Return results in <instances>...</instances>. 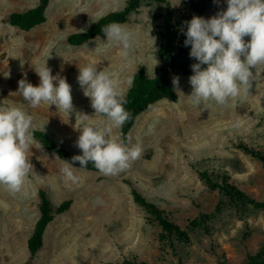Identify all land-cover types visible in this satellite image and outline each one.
I'll return each instance as SVG.
<instances>
[{"label": "rangeland", "instance_id": "1", "mask_svg": "<svg viewBox=\"0 0 264 264\" xmlns=\"http://www.w3.org/2000/svg\"><path fill=\"white\" fill-rule=\"evenodd\" d=\"M183 1H144L132 12L121 23L134 35L129 56L123 58L104 36L82 45H72L68 38L122 10L128 0H51L46 20L27 31L11 25L8 17L39 0H0V105L24 107L33 115L36 129L82 154L76 146L79 113L89 115V123L99 124L104 117L94 113L84 95L77 81L78 67L92 63L98 70L110 71L118 77L125 97L131 87L125 81L139 69L158 74L159 30L168 9L174 10L176 22L184 16ZM226 7L224 0H213L205 18ZM45 60L52 75L71 85L74 112L69 115L46 103L32 108L17 93L21 79L38 85L35 68ZM192 74L172 73L171 83L179 77L178 99H162L137 117L129 140L140 138L144 150L116 175L73 165L80 180L75 185L66 182L60 171L63 160L34 139L28 154L33 171L21 192L11 194L0 186V264H122L127 259L146 264H249V255L264 249V209L232 204L199 172L226 176L250 197L264 199V162L240 147L264 149V67L256 69L249 92L225 105L211 102L203 111L187 97ZM121 129L114 128L113 135L123 139ZM133 189L189 231L190 241L165 235L135 202ZM40 190L47 191L55 211L66 200L72 204L55 213L43 247L31 258L28 240L41 215ZM98 198L102 204L96 203ZM202 214L212 215L210 233L191 227V221Z\"/></svg>", "mask_w": 264, "mask_h": 264}, {"label": "clouds", "instance_id": "2", "mask_svg": "<svg viewBox=\"0 0 264 264\" xmlns=\"http://www.w3.org/2000/svg\"><path fill=\"white\" fill-rule=\"evenodd\" d=\"M224 3L225 10L209 18L194 15L184 22L186 30L182 29L184 46H190L189 57L196 61L190 65L192 91L187 97L202 111L211 102L225 105L242 92H249L256 69L264 67V0H224ZM102 32L110 46L119 48L123 58L129 56L134 35L126 26L110 23ZM78 68L77 81L84 95L90 99L94 113L104 119L99 124L89 123L90 116L79 113L80 135L76 146L82 154L74 155L71 162L63 160L60 169L65 181L73 185L80 180L77 167L73 166L75 162L79 168H87L91 163L103 175L112 176L128 169L144 150L140 138L132 142L113 135V129L121 128L130 118L118 77L108 70H98L92 63ZM35 71L38 85L21 79L17 93L32 108L46 103L68 115L73 113L71 85L66 79L52 75L46 60ZM125 83L131 86L133 77H128ZM172 84L177 93H182L178 76L173 77ZM33 121V115L22 106L0 105V186L11 194L21 192L33 171L28 155L35 139ZM96 203L103 202L98 198Z\"/></svg>", "mask_w": 264, "mask_h": 264}, {"label": "trees", "instance_id": "3", "mask_svg": "<svg viewBox=\"0 0 264 264\" xmlns=\"http://www.w3.org/2000/svg\"><path fill=\"white\" fill-rule=\"evenodd\" d=\"M144 1L166 2V0H128L126 6L119 11L111 12L101 17L88 30L83 32L73 33L69 36L68 41L72 45H82L99 36H104L102 29L110 23H124L128 20L132 12L137 10ZM213 0H185L183 1V8L185 10L184 16L175 21V14L173 9H168L164 24L159 30V37L161 40L160 54L162 57V64L159 72L155 76L148 74L145 68L139 69L133 76V83L125 95V108L130 113V118L122 126L123 139L129 140V133L133 128L137 117L146 109L153 106L156 102L162 99H170L176 101L178 93L174 90L171 83V74L179 72L184 75L192 73L190 65L196 61L189 57L190 46H184L185 36L182 34V29L186 30V21L196 16H203L205 18L206 11L209 9ZM51 0H39L38 4L24 12H14L9 15L8 21L11 25L20 28L21 30H31L37 25L46 20V12ZM35 139L47 149L54 152L62 160L71 162L74 155H81V153H74L64 146L57 143L46 131L36 129ZM240 147L264 162V149L257 150L252 147L240 145ZM73 165L80 166L78 162ZM89 170H97L89 163L87 168ZM200 177L211 187L219 189L234 205L252 204L256 208L264 209V199L262 201L250 197L237 184L231 182L226 176H215L208 171H200ZM40 218L38 219L32 235L28 240V249L33 258L37 252L44 245V236L48 225L53 221L55 213L60 214L67 211L72 200L64 201L55 211L52 201L45 190H40ZM133 196L135 202L144 207L151 219L158 222L162 227L165 235L169 237H176L179 241L187 243L190 241L189 231L183 229L179 224L174 222L166 211L161 209L154 202L146 198L141 192L133 189ZM212 215L202 214L200 217L191 221L192 229L200 228L207 233L211 232L210 219ZM122 264H146L137 260H125ZM180 264H183L180 262ZM249 264H264V249L255 254L249 255Z\"/></svg>", "mask_w": 264, "mask_h": 264}]
</instances>
